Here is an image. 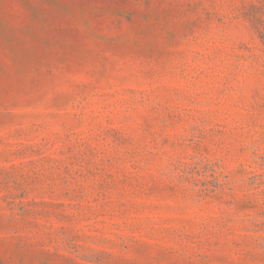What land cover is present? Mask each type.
I'll return each instance as SVG.
<instances>
[{"label":"rangeland","instance_id":"obj_1","mask_svg":"<svg viewBox=\"0 0 264 264\" xmlns=\"http://www.w3.org/2000/svg\"><path fill=\"white\" fill-rule=\"evenodd\" d=\"M0 264H264V0H0Z\"/></svg>","mask_w":264,"mask_h":264}]
</instances>
